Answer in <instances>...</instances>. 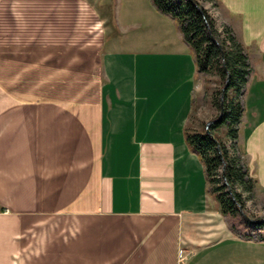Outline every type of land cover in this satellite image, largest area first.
<instances>
[{"label":"crops","instance_id":"1","mask_svg":"<svg viewBox=\"0 0 264 264\" xmlns=\"http://www.w3.org/2000/svg\"><path fill=\"white\" fill-rule=\"evenodd\" d=\"M213 2L247 57L238 140L264 195V0ZM198 90L150 0H0V264H264L186 144Z\"/></svg>","mask_w":264,"mask_h":264},{"label":"trees","instance_id":"2","mask_svg":"<svg viewBox=\"0 0 264 264\" xmlns=\"http://www.w3.org/2000/svg\"><path fill=\"white\" fill-rule=\"evenodd\" d=\"M150 0L154 10L169 16L177 25L184 42L188 45L199 74L210 75L216 71L221 78V87L229 76L228 87L222 97L223 111L221 119L203 127L201 132H187L185 141L204 166L207 193L215 200L218 212L224 217L229 230L237 237L264 241L260 232L263 224H251L238 213L237 205L243 209L242 194L249 193L255 186L248 176L245 166L239 158L227 150L222 141L213 135L215 129L227 126V137L235 140L238 137L242 106L240 96L247 82L249 67L247 57L239 42L227 26L220 30L214 18L203 7V2L213 0ZM218 97V114L220 99ZM217 116L213 119H217ZM218 142L219 151L216 143ZM230 189L232 197L229 195ZM235 200V203L233 200ZM248 227H245V224Z\"/></svg>","mask_w":264,"mask_h":264},{"label":"rangeland","instance_id":"3","mask_svg":"<svg viewBox=\"0 0 264 264\" xmlns=\"http://www.w3.org/2000/svg\"><path fill=\"white\" fill-rule=\"evenodd\" d=\"M203 4H208L211 8L210 15L215 16L213 13L217 11L216 6L213 1L203 2ZM214 18V17H213ZM202 76V90H198V95L195 100V110L192 116L193 129L190 131H202L206 123L210 120H213L218 114V97L219 89L221 87V78L216 71L212 72L210 75L200 74ZM220 129H215L213 135L219 141H222L226 146L227 150L231 154H234L239 158L240 163L245 158L242 155L240 150V143L238 137L235 140H230L227 137V126L222 125ZM239 129V126H238ZM239 131V130H238ZM243 200V211L244 213L255 220L264 219V195L259 193L255 186L249 193L242 194ZM245 224V223H243ZM248 224H245V227H248ZM260 232L264 234V225L260 227Z\"/></svg>","mask_w":264,"mask_h":264},{"label":"water","instance_id":"4","mask_svg":"<svg viewBox=\"0 0 264 264\" xmlns=\"http://www.w3.org/2000/svg\"><path fill=\"white\" fill-rule=\"evenodd\" d=\"M189 2L190 3H193L192 0H189ZM228 82H229V76L227 75V77L225 79V83H224L223 87L220 90V97H219V99H220V111H219L218 117L215 120H210L209 122H207L206 129H207L208 126H210L211 124H213L216 121H219L221 119V115H222V111H223L222 97H223V94H224L225 90L228 87ZM211 139L216 143L217 150L219 151V144H218V142L213 138V136H211ZM227 190H228L229 195L232 197V193H231L230 189L228 188ZM232 200L235 203V200L234 199H232ZM237 210H238V213L241 215V217L244 220H246L247 222L251 223V224H263L264 223V219H262V220H255V219H252V218L248 217L244 213L243 209L240 206H238V205H237Z\"/></svg>","mask_w":264,"mask_h":264}]
</instances>
